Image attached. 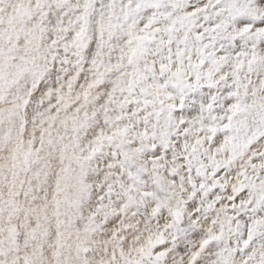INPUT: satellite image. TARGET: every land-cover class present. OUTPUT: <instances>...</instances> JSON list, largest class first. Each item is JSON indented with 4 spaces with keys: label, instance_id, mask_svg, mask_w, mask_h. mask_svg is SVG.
<instances>
[{
    "label": "snow or ice",
    "instance_id": "obj_1",
    "mask_svg": "<svg viewBox=\"0 0 264 264\" xmlns=\"http://www.w3.org/2000/svg\"><path fill=\"white\" fill-rule=\"evenodd\" d=\"M0 264H264V0H0Z\"/></svg>",
    "mask_w": 264,
    "mask_h": 264
}]
</instances>
